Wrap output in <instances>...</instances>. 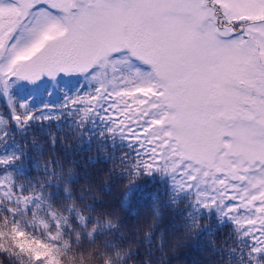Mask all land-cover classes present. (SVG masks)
<instances>
[{
    "label": "snow or ice",
    "instance_id": "snow-or-ice-1",
    "mask_svg": "<svg viewBox=\"0 0 264 264\" xmlns=\"http://www.w3.org/2000/svg\"><path fill=\"white\" fill-rule=\"evenodd\" d=\"M62 80L86 83L78 102L105 106L154 164L223 153L264 168V0H0V100ZM252 203L259 251L264 198ZM15 238L57 264L47 245Z\"/></svg>",
    "mask_w": 264,
    "mask_h": 264
},
{
    "label": "trees",
    "instance_id": "trees-1",
    "mask_svg": "<svg viewBox=\"0 0 264 264\" xmlns=\"http://www.w3.org/2000/svg\"><path fill=\"white\" fill-rule=\"evenodd\" d=\"M79 83L0 100V264H47L17 232L57 264H264L245 224L253 212L220 184L226 170L187 156L152 163L105 106L78 102Z\"/></svg>",
    "mask_w": 264,
    "mask_h": 264
},
{
    "label": "rangeland",
    "instance_id": "rangeland-1",
    "mask_svg": "<svg viewBox=\"0 0 264 264\" xmlns=\"http://www.w3.org/2000/svg\"><path fill=\"white\" fill-rule=\"evenodd\" d=\"M18 35H20V33H18ZM26 40L27 35H24L21 39V43H25ZM13 42H15V38L13 39ZM114 75H118V73H112L111 70H109L107 78L110 80ZM46 83L47 81L36 88H32L23 84L18 85L7 92L3 99H6V101L11 100L12 91L15 90H23L27 92L30 90L32 91V94L35 95L39 93ZM170 159L173 160L172 157H170ZM196 161L199 163L200 161H204V165H202L204 170H207L209 164L211 163L218 171L226 170L228 173L227 178L220 184L228 188V193L230 196L232 195L235 202H242L241 207H244V210L250 209L249 211H251V213L253 212L252 217L255 218L254 209L257 205L252 203L253 197L264 198V192L257 194V186L259 183L260 185L264 183V168L259 167L260 161L257 160L255 164H253L252 162H249L238 155H224L223 153H218L215 156L214 162L212 159ZM205 176H208V173H205ZM233 200H231V202H233ZM249 205H251V208ZM233 207L236 208V206Z\"/></svg>",
    "mask_w": 264,
    "mask_h": 264
}]
</instances>
